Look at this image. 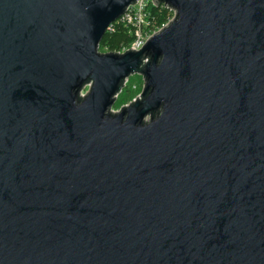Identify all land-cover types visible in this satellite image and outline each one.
I'll use <instances>...</instances> for the list:
<instances>
[{"label": "water", "instance_id": "1", "mask_svg": "<svg viewBox=\"0 0 264 264\" xmlns=\"http://www.w3.org/2000/svg\"><path fill=\"white\" fill-rule=\"evenodd\" d=\"M135 1L0 0V264H264V0Z\"/></svg>", "mask_w": 264, "mask_h": 264}, {"label": "built area", "instance_id": "2", "mask_svg": "<svg viewBox=\"0 0 264 264\" xmlns=\"http://www.w3.org/2000/svg\"><path fill=\"white\" fill-rule=\"evenodd\" d=\"M155 1L156 0H136L134 3H131L127 7L124 14L117 19L118 21L128 26L130 28V32L134 36L131 44L128 47L123 48L119 52H125L132 46L136 47L135 50H139L154 33L165 27L176 16V9L170 7L166 2L157 5ZM161 6H166L167 8L172 10L173 15L167 23L163 24V26H161L158 30H155L152 21L153 10L155 9V7ZM85 87L81 92L82 94L87 93V91L89 90L88 89L87 91H84Z\"/></svg>", "mask_w": 264, "mask_h": 264}, {"label": "trees", "instance_id": "3", "mask_svg": "<svg viewBox=\"0 0 264 264\" xmlns=\"http://www.w3.org/2000/svg\"><path fill=\"white\" fill-rule=\"evenodd\" d=\"M172 15V10L166 6L155 7L152 18L155 30L167 23ZM133 39L134 36L130 32V28L117 20L108 28L100 42V48H106L110 52H119L123 48L128 47Z\"/></svg>", "mask_w": 264, "mask_h": 264}, {"label": "rangeland", "instance_id": "4", "mask_svg": "<svg viewBox=\"0 0 264 264\" xmlns=\"http://www.w3.org/2000/svg\"><path fill=\"white\" fill-rule=\"evenodd\" d=\"M157 28L156 30H158ZM99 51L101 52H110L108 49L99 47ZM145 78L142 74L135 73L132 74L127 81L121 92L118 94L116 101L114 102L112 109L113 110H120L124 104H129L133 101L136 97H138L144 88ZM89 89V85H87L84 91Z\"/></svg>", "mask_w": 264, "mask_h": 264}]
</instances>
